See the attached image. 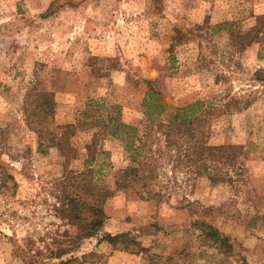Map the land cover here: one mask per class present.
<instances>
[{"label": "rangeland", "instance_id": "374dc122", "mask_svg": "<svg viewBox=\"0 0 264 264\" xmlns=\"http://www.w3.org/2000/svg\"><path fill=\"white\" fill-rule=\"evenodd\" d=\"M263 69L264 0H0V264H264ZM147 81L157 95L145 114ZM40 92L52 95V126H71L66 155L26 122L24 99ZM195 101L217 110L206 144L242 146L233 184L133 151L136 135ZM151 134L154 150L163 142ZM86 164L113 194L101 229L81 239L61 200L73 189L66 173ZM127 167L130 183L116 190ZM195 221L227 235L230 255ZM107 233L142 251L99 241Z\"/></svg>", "mask_w": 264, "mask_h": 264}, {"label": "trees", "instance_id": "16d2710c", "mask_svg": "<svg viewBox=\"0 0 264 264\" xmlns=\"http://www.w3.org/2000/svg\"><path fill=\"white\" fill-rule=\"evenodd\" d=\"M263 70L255 72L254 79L257 81H263L264 76H262ZM145 97L142 100L143 113H147L149 110L148 99L153 98L157 95V92L153 89L151 82H146V92ZM32 98L24 99V110H29L26 114V122L33 128L31 124L37 123L38 128L34 129L37 133L44 137L52 146L56 147L58 150L65 154V151L69 148L67 145V138L69 136L71 126L70 125H59L52 126L50 122V115L52 114V95L46 92L34 93ZM161 110V109H160ZM214 109L203 107L202 101H195L188 103L181 107H177L173 114L169 115L168 120L161 121L158 120L154 125V130L151 132L158 133L162 137V146H158L154 150L151 149V145L154 142L150 141L151 132L145 131L144 135H136V141L138 145L134 147L133 151L140 153L143 149H146L150 154L158 153L159 157L162 158L166 163H173L172 168H185L194 167L193 177H199L205 174L210 180L222 179V182H229L233 184V178L231 176V171L236 170L239 164V154L241 153L242 146L239 144H219V145H208L204 142L209 135V116L212 115ZM217 111V110H216ZM220 111V110H219ZM221 113V111L219 112ZM48 121V122H47ZM47 122V123H46ZM151 122V120H150ZM94 124L93 126H96ZM115 125V131L117 129H125L131 132H136L137 129L130 125L119 124L117 127ZM111 129V128H110ZM150 130H152L150 128ZM112 136L115 135L111 132ZM121 139V136H116V139ZM124 139V148L129 150L132 148V142L128 138ZM156 145L159 143L160 139H156ZM218 166L224 167V173L218 176L217 172L222 171V169L217 170ZM134 168L127 167L121 170L115 181L116 190H123L128 187L130 183L131 172ZM65 171V170H63ZM91 170L89 169V164H86V169L77 174L66 173V177L71 181L69 186L73 190H81L83 192V200L77 199V194H72V192L65 191L62 202L61 212L71 219L72 221L78 220L80 223V233L77 238L85 239L93 237L101 229L105 214L103 210L104 202L110 198L113 194L112 191L103 189L94 184L91 178ZM218 177H217V176ZM11 176H8L10 178ZM194 177V178H195ZM66 178V179H67ZM69 183V182H68ZM244 184V182H243ZM86 197L92 199V203L86 200ZM84 211L88 215L85 217L79 216L77 210ZM203 211L212 210V207H203ZM81 221V222H80ZM193 226L200 229V235L205 243L220 254L225 256L231 253V243L230 238L221 233L217 228L206 224L202 221H195ZM99 241H105L110 244L115 249H120L124 251H129L132 253H139V244L133 240L128 234L121 233L116 235L103 234ZM62 251V250H61ZM59 251L56 254V258H61L65 251ZM77 261L76 258H70L68 260Z\"/></svg>", "mask_w": 264, "mask_h": 264}]
</instances>
